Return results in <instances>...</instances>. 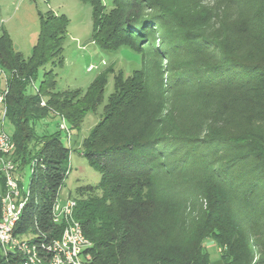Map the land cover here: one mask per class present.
<instances>
[{
	"label": "trees",
	"instance_id": "obj_1",
	"mask_svg": "<svg viewBox=\"0 0 264 264\" xmlns=\"http://www.w3.org/2000/svg\"><path fill=\"white\" fill-rule=\"evenodd\" d=\"M83 1L92 6L93 41L106 52L131 47L143 66L128 77L103 72L86 90L61 88L66 14L40 13L28 57L0 29L13 159L23 167L33 159L44 165L32 178L34 198L16 233L36 232L37 223L48 241L60 235L53 206L70 174L71 153L60 124L64 119L71 135L80 131L113 73L115 90L83 144L101 179L77 186L71 196L74 216L93 244V263L210 264L205 242L214 239L225 264H264V0L214 7L213 30L196 44L205 57L194 65L199 76L182 66L168 89L161 63L148 60V47L139 45L151 39L142 13L157 1ZM48 118L60 120L56 130L39 133ZM23 262L0 247V264Z\"/></svg>",
	"mask_w": 264,
	"mask_h": 264
},
{
	"label": "rangeland",
	"instance_id": "obj_2",
	"mask_svg": "<svg viewBox=\"0 0 264 264\" xmlns=\"http://www.w3.org/2000/svg\"><path fill=\"white\" fill-rule=\"evenodd\" d=\"M106 1L109 3L112 0ZM156 1L158 6L142 13L148 17L145 20H147V31L151 39L146 38L139 45L148 47V50L144 51L148 60L161 63L164 72L162 85L168 89L170 79L182 70V66H189L188 71H191L194 77L199 76L194 65L204 61L205 57L200 53L196 45L197 41L200 34L213 30V8L226 4L229 0ZM49 10L66 14L70 21L65 43V62L58 79L61 88L74 87L86 90L103 72L110 70L115 74L123 72L124 76L128 77L135 69L142 68L143 59L137 50L122 46L117 51L106 52L93 41L92 6L83 0H0V29H6L13 40L14 48L28 57L33 51L40 32V13ZM153 50H159L161 57L155 56ZM90 64L98 67L88 71ZM42 75L41 69L36 84L39 83ZM5 77L6 75L0 71V89L6 87ZM114 90V75L109 73L103 101L96 111L87 113L81 130L72 132L70 145L63 134V141L71 147V153L68 160L70 174L62 189L60 195L62 198L72 196L79 185H97L101 179L97 166L91 164L84 156L83 144L84 138L102 118L104 108ZM0 119L4 120L6 132L13 136L15 127L1 109ZM59 121L46 119L38 127V132L56 130ZM23 176V182L27 188L32 179L29 165ZM26 236L29 239L35 237L32 227H29ZM205 245L209 252L210 264H225L219 245L214 239H208Z\"/></svg>",
	"mask_w": 264,
	"mask_h": 264
},
{
	"label": "built area",
	"instance_id": "obj_3",
	"mask_svg": "<svg viewBox=\"0 0 264 264\" xmlns=\"http://www.w3.org/2000/svg\"><path fill=\"white\" fill-rule=\"evenodd\" d=\"M97 67L90 64L87 70L92 71ZM5 79L6 87L0 89V109L6 116L8 87ZM0 121V183L4 184V191L0 193V247L3 253L22 255L23 264H94L91 253L93 244L86 236L81 222L74 216L77 200L70 195L66 198L58 197L53 206V221L62 226L58 237L48 241L37 223L35 237L32 239L27 238L26 233H16L28 201L34 198L31 192L32 179L26 188L23 173L29 165L33 178L39 174L38 165L42 168L44 165L39 164L37 159L25 167L15 162V142L4 128V120ZM60 128L67 133L70 145L71 132L64 119Z\"/></svg>",
	"mask_w": 264,
	"mask_h": 264
}]
</instances>
